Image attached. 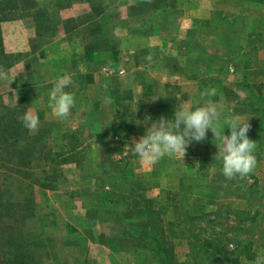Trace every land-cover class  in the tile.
<instances>
[{"label":"rangeland","instance_id":"rangeland-1","mask_svg":"<svg viewBox=\"0 0 264 264\" xmlns=\"http://www.w3.org/2000/svg\"><path fill=\"white\" fill-rule=\"evenodd\" d=\"M18 3L23 16L0 24V264H160L123 238L122 225L147 221L126 209L135 197L157 212L155 243L174 264H264V0ZM40 9L51 23L38 35ZM65 73L75 104L58 116L49 91ZM206 102L248 118L257 164L246 176L223 175L211 130L183 158L132 152L153 120ZM25 110L43 149L22 139L27 166L16 168L5 138Z\"/></svg>","mask_w":264,"mask_h":264},{"label":"clouds","instance_id":"clouds-1","mask_svg":"<svg viewBox=\"0 0 264 264\" xmlns=\"http://www.w3.org/2000/svg\"><path fill=\"white\" fill-rule=\"evenodd\" d=\"M151 59V57H148ZM6 75V74H5ZM72 83V75L65 73L58 77L50 89L49 98L54 112L66 116L75 104L74 95L65 91ZM215 89L201 95L214 94ZM24 126L36 130L40 120L38 114L25 110L20 117ZM250 128L248 118L239 114L223 116L222 110L211 102L199 105L180 104L172 118L161 116L146 125L144 134L133 140L129 147L146 164H154L165 155L184 156L192 141H201L211 130L215 135L217 152L215 159L221 163V172L227 178L246 176L257 164L255 144L247 135ZM225 129L228 133L225 134Z\"/></svg>","mask_w":264,"mask_h":264},{"label":"trees","instance_id":"trees-1","mask_svg":"<svg viewBox=\"0 0 264 264\" xmlns=\"http://www.w3.org/2000/svg\"><path fill=\"white\" fill-rule=\"evenodd\" d=\"M22 16H23V13L21 12V9L19 7L18 0H0V24L6 21L19 19ZM33 16H34L33 22H34V26L37 32L36 34L40 35L39 32L41 28L43 27V25L47 26V24L51 23V20L50 18L49 19L45 18V10L43 9L37 10ZM2 57L7 58V56L4 55V52L2 50V37H1V31H0V60ZM20 126L22 128V133H23L22 136L24 137L21 136ZM7 127L10 129L12 126L10 124ZM17 127L19 129L12 130L10 137H6L5 141L7 140L12 141L14 147L10 151L6 150V152L16 156V159L18 161L16 162L17 163L16 168H20L19 166H27L25 162L23 161L24 160L23 152L27 151V150H24L27 147L26 146L23 147L22 139L26 138V141L31 140V141H34V143L36 142V144H38L36 145L37 146L36 151L39 150V152H41V150L43 149V145L41 144V139H40V135L42 133H39L38 135H35L32 138H29L27 136L25 126H22V123L20 121ZM129 181L130 183L135 184V181L133 182L131 180ZM137 198H140V197H135V204L132 206L129 203V205L126 206L127 207L126 209L128 208L133 209V210L139 209V212L142 215L146 214L147 221L141 225L139 224L126 225V226L122 225V228H121L122 234L124 232L123 238L136 239L144 247L154 250L158 255V258H159L158 261L160 264H174L172 255L170 253H167L166 249L164 247H161L158 244V242L155 243V237L153 235V232L157 230L159 227L153 224L152 218L150 219V215H153L154 213L156 214L157 212L151 209V204L146 198H140V202L136 200ZM123 226H124V230H123ZM218 239L219 238H214V239L211 238L207 240L206 243L209 246L213 243V241H216ZM156 248H158V251H156L157 250ZM218 253H221V252L218 251ZM32 254H34V252H32ZM221 255L223 257L225 256V254H221ZM13 264H39V262L35 259H28L27 257L26 258L16 257L13 259Z\"/></svg>","mask_w":264,"mask_h":264},{"label":"crops","instance_id":"crops-1","mask_svg":"<svg viewBox=\"0 0 264 264\" xmlns=\"http://www.w3.org/2000/svg\"><path fill=\"white\" fill-rule=\"evenodd\" d=\"M150 37H151V36H150ZM152 37H153V35H152ZM154 37H156V36H154ZM180 42H181V41H180ZM174 52H175V53H173L174 56H175L177 59H179L180 55H178V53L181 52V51H178V50L176 49ZM174 56H173V57H174ZM160 64H161V61H160ZM161 67H162V66L160 65V68H161ZM128 240L136 241V239H133V238H128ZM138 243L141 244L140 242H138ZM123 264H127V261L124 260Z\"/></svg>","mask_w":264,"mask_h":264}]
</instances>
